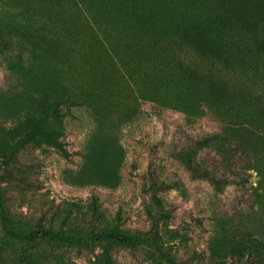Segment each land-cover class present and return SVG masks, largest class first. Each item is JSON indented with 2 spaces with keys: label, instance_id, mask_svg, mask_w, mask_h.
I'll return each mask as SVG.
<instances>
[{
  "label": "rangeland",
  "instance_id": "rangeland-1",
  "mask_svg": "<svg viewBox=\"0 0 264 264\" xmlns=\"http://www.w3.org/2000/svg\"><path fill=\"white\" fill-rule=\"evenodd\" d=\"M210 1L0 0L17 57L0 55L4 208L24 230L131 237L37 239L29 264H264V158L228 145L236 119L264 131L254 105L231 95L253 85L205 72L172 41ZM21 246L2 244L0 264H15Z\"/></svg>",
  "mask_w": 264,
  "mask_h": 264
},
{
  "label": "trees",
  "instance_id": "trees-1",
  "mask_svg": "<svg viewBox=\"0 0 264 264\" xmlns=\"http://www.w3.org/2000/svg\"><path fill=\"white\" fill-rule=\"evenodd\" d=\"M172 41H176L201 59L205 72L225 70L245 77L253 86L247 87L240 83L231 95L233 99L236 97L242 101H250L255 111L264 117V0H212L207 5L204 17L195 18L191 25L182 23L177 26ZM6 44L4 33L0 29V55L8 64H13L17 57L14 58L12 53L6 50ZM57 113L55 108L42 109L39 117L47 119L57 116ZM258 127L236 119L229 127L231 138L228 145H233L234 149L243 148L246 154H258L264 158V131L260 134ZM45 130L41 131V135L48 138V142L60 145L52 136L55 132ZM183 161L190 171L218 182L211 173L196 171L188 160ZM1 189L0 186V246L9 239L22 243L14 259L15 264H29L25 251L37 239L78 246H87L89 242L100 239L130 243L131 237L114 230L81 236L54 232L39 225L34 229H21L4 208ZM1 254L0 251V256ZM105 264H111L108 258L105 259Z\"/></svg>",
  "mask_w": 264,
  "mask_h": 264
}]
</instances>
